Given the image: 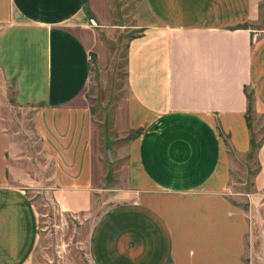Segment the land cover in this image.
Instances as JSON below:
<instances>
[{
    "label": "crops",
    "instance_id": "1",
    "mask_svg": "<svg viewBox=\"0 0 264 264\" xmlns=\"http://www.w3.org/2000/svg\"><path fill=\"white\" fill-rule=\"evenodd\" d=\"M142 29L128 43L127 94L115 125L131 136L108 189L118 202L93 226L94 264H249V212L231 198L230 150L251 151L253 95L264 129V0H128ZM92 19L96 27L92 25ZM112 0H0V110L7 86L34 107L62 210L85 212L103 189L87 87ZM0 120V264H31L39 216L12 168ZM256 193L264 194V141ZM254 197V196H253Z\"/></svg>",
    "mask_w": 264,
    "mask_h": 264
},
{
    "label": "rangeland",
    "instance_id": "2",
    "mask_svg": "<svg viewBox=\"0 0 264 264\" xmlns=\"http://www.w3.org/2000/svg\"><path fill=\"white\" fill-rule=\"evenodd\" d=\"M135 7L136 3L128 0H112L115 23L101 34L106 58L99 66L92 56V79L86 92L100 135L104 190L95 192L89 210L71 213L59 208L52 192V162L42 152L35 130L36 109L19 106L12 85L7 86V97L3 95L0 120L13 139L12 168L27 177V193L39 216L40 235L31 264H94L89 236L102 213L118 202L108 189L118 182V170L127 161L131 137L120 134L115 122L117 109L127 94L128 43L142 31L134 16ZM262 19L264 23V15ZM92 25L96 27L94 20ZM252 119L255 137L260 140L264 135L261 117L254 114ZM229 154L231 198L249 212L251 223L246 259L249 264H264V194L256 193L253 182L259 161L256 155L233 150Z\"/></svg>",
    "mask_w": 264,
    "mask_h": 264
},
{
    "label": "trees",
    "instance_id": "3",
    "mask_svg": "<svg viewBox=\"0 0 264 264\" xmlns=\"http://www.w3.org/2000/svg\"><path fill=\"white\" fill-rule=\"evenodd\" d=\"M263 7H264V4H263ZM247 96H248V100H249V105H248L246 117H247V123H248L249 129L251 131V151L249 152L248 155H256V157H257L258 150L264 141V135H263V138L260 140H257L255 137L254 130H253V123H252V120H253L252 118H253V115L255 114L254 107H253V95H252V93H247ZM257 159H258V157H257ZM259 169H260V164H259V168H258L257 172L259 171Z\"/></svg>",
    "mask_w": 264,
    "mask_h": 264
},
{
    "label": "built area",
    "instance_id": "4",
    "mask_svg": "<svg viewBox=\"0 0 264 264\" xmlns=\"http://www.w3.org/2000/svg\"><path fill=\"white\" fill-rule=\"evenodd\" d=\"M92 21H93V20H92ZM89 57H90V59H92V55H90Z\"/></svg>",
    "mask_w": 264,
    "mask_h": 264
}]
</instances>
